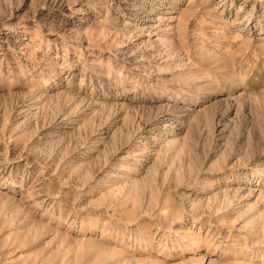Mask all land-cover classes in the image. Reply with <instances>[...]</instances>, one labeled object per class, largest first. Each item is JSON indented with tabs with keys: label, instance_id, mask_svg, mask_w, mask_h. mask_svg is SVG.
<instances>
[{
	"label": "rangeland",
	"instance_id": "1",
	"mask_svg": "<svg viewBox=\"0 0 264 264\" xmlns=\"http://www.w3.org/2000/svg\"><path fill=\"white\" fill-rule=\"evenodd\" d=\"M0 264H264V0H0Z\"/></svg>",
	"mask_w": 264,
	"mask_h": 264
}]
</instances>
